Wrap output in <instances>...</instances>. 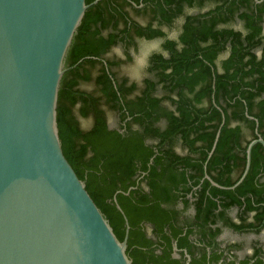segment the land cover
I'll return each mask as SVG.
<instances>
[{"label":"trees","instance_id":"1","mask_svg":"<svg viewBox=\"0 0 264 264\" xmlns=\"http://www.w3.org/2000/svg\"><path fill=\"white\" fill-rule=\"evenodd\" d=\"M142 39L162 42L139 82L122 67ZM120 45L123 57L109 55ZM65 68L57 117L64 154L120 240L127 217L133 264H184L171 257V240L181 233L172 223L176 212L162 203L195 186L197 218L209 220L222 207L216 216L238 230L264 227L261 143L236 185L249 144L264 138V0H100L87 9ZM112 113L119 127L110 126ZM234 206L239 215L254 212L253 222L230 223L225 209ZM147 222L157 227L161 254L154 253ZM249 263L264 261H241Z\"/></svg>","mask_w":264,"mask_h":264},{"label":"water","instance_id":"2","mask_svg":"<svg viewBox=\"0 0 264 264\" xmlns=\"http://www.w3.org/2000/svg\"><path fill=\"white\" fill-rule=\"evenodd\" d=\"M98 1L0 0V264H133L127 217L120 240L65 156L58 127L66 58ZM257 143L264 138L249 144L236 185Z\"/></svg>","mask_w":264,"mask_h":264},{"label":"flooded vegetation","instance_id":"3","mask_svg":"<svg viewBox=\"0 0 264 264\" xmlns=\"http://www.w3.org/2000/svg\"><path fill=\"white\" fill-rule=\"evenodd\" d=\"M181 146L178 144V152L182 151ZM204 178L209 179L215 185L209 174H204ZM263 179L264 177H261V180ZM140 184L141 188L150 192V187L146 181H142ZM198 188L199 186H195L194 191L189 192L186 196L162 203L164 208L175 210L172 223L181 230L179 237H186L188 240L186 243H181L179 237L172 239L171 257L180 259L184 264H196V262L198 264H228L232 261L241 264V261L246 258L254 262L257 257L264 261V227L259 229L248 227L244 230H238L229 225L227 220L216 216L224 210L222 207L215 209L214 213L209 216V220L205 221L204 215L200 219L197 218L194 203L198 196L196 192ZM185 200H188L187 205H185ZM239 213L240 209L235 206L225 209V216L229 218L230 223L249 224L253 222L254 212L240 214L242 218ZM156 228L153 223H145L147 237L155 242L152 245L154 253L161 254L164 246L158 244L161 238L160 234L156 233ZM164 232L168 235L172 233V229L167 223H164Z\"/></svg>","mask_w":264,"mask_h":264},{"label":"rangeland","instance_id":"4","mask_svg":"<svg viewBox=\"0 0 264 264\" xmlns=\"http://www.w3.org/2000/svg\"><path fill=\"white\" fill-rule=\"evenodd\" d=\"M164 29L168 32L170 37H175L177 34V30L175 29ZM161 42V39L139 40L137 49H131V52L134 56L133 61L129 64L124 65L122 67V70L131 78L141 82L142 78L145 76L146 66L148 65V57L152 52L161 50ZM124 52V47L120 45L118 47H115L109 55L123 57ZM82 123L85 127L89 126L88 120H84ZM119 123L120 121L118 119V116L114 113L110 114V126L119 127Z\"/></svg>","mask_w":264,"mask_h":264}]
</instances>
